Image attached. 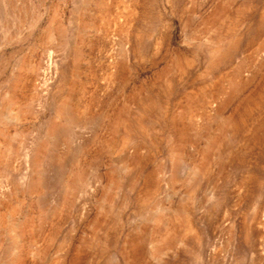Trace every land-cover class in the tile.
Returning <instances> with one entry per match:
<instances>
[{"label":"rangeland","instance_id":"obj_1","mask_svg":"<svg viewBox=\"0 0 264 264\" xmlns=\"http://www.w3.org/2000/svg\"><path fill=\"white\" fill-rule=\"evenodd\" d=\"M0 264H264V0H0Z\"/></svg>","mask_w":264,"mask_h":264},{"label":"bare ground","instance_id":"obj_2","mask_svg":"<svg viewBox=\"0 0 264 264\" xmlns=\"http://www.w3.org/2000/svg\"><path fill=\"white\" fill-rule=\"evenodd\" d=\"M50 66V65H49ZM189 226V225H188Z\"/></svg>","mask_w":264,"mask_h":264}]
</instances>
